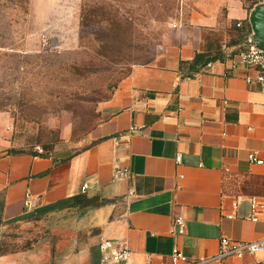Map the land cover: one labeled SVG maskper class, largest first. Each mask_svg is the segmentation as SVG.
Segmentation results:
<instances>
[{"label":"crops","instance_id":"1","mask_svg":"<svg viewBox=\"0 0 264 264\" xmlns=\"http://www.w3.org/2000/svg\"><path fill=\"white\" fill-rule=\"evenodd\" d=\"M184 2L153 61L134 64L103 103L92 143L69 153L10 152L1 134L0 228L98 196L111 204L91 207L100 238L126 241L138 264L168 262L173 248L207 258L222 236L263 237L264 214L257 221L248 215L249 199L264 198V164L248 154L264 159V91L247 79L251 68L230 64L251 39L250 11L264 2L190 0L183 9ZM122 169L128 174L113 179ZM98 256L96 243L79 251L76 264H98ZM16 258L1 255L0 264ZM202 264L261 262L244 256Z\"/></svg>","mask_w":264,"mask_h":264},{"label":"rangeland","instance_id":"2","mask_svg":"<svg viewBox=\"0 0 264 264\" xmlns=\"http://www.w3.org/2000/svg\"><path fill=\"white\" fill-rule=\"evenodd\" d=\"M182 2L0 0V136L7 150L69 153L92 143L103 103L134 64L153 61ZM87 203L77 199L1 227L0 256L76 264L79 251L100 239L97 211ZM111 203L114 213L121 209L119 200Z\"/></svg>","mask_w":264,"mask_h":264},{"label":"built area","instance_id":"3","mask_svg":"<svg viewBox=\"0 0 264 264\" xmlns=\"http://www.w3.org/2000/svg\"><path fill=\"white\" fill-rule=\"evenodd\" d=\"M264 2V0H261ZM239 65L251 68L254 71L253 78L248 77V80L253 79L257 82L264 91V50L257 47L251 39H248L240 50L235 54L231 60V67L237 68ZM248 159L252 163L264 164V159L259 158L256 152H250ZM176 164L180 163V156L175 157ZM128 174L126 169L118 170L113 179L119 180ZM181 176V175H180ZM84 184L83 189H85ZM232 207H237V201L232 202ZM264 214V198L258 199L251 197L249 199V215L248 217L252 221L259 220L258 215ZM228 218H232L233 214L227 215ZM174 222L180 226L183 224L181 217L175 218ZM98 250V264H138L133 261L132 253L128 247L126 241L101 237L97 241ZM244 256H253L259 258L261 264H264V235L259 240L255 241H242L233 240L228 237L222 236L219 239L218 250L212 256L207 258H201L193 260L185 256L179 249L173 248L170 255L169 261L160 260L158 262H146L144 264H202L209 261H222L228 258H243Z\"/></svg>","mask_w":264,"mask_h":264},{"label":"water","instance_id":"4","mask_svg":"<svg viewBox=\"0 0 264 264\" xmlns=\"http://www.w3.org/2000/svg\"><path fill=\"white\" fill-rule=\"evenodd\" d=\"M248 21L252 31L251 41L264 50V3L256 4L252 8Z\"/></svg>","mask_w":264,"mask_h":264},{"label":"trees","instance_id":"5","mask_svg":"<svg viewBox=\"0 0 264 264\" xmlns=\"http://www.w3.org/2000/svg\"><path fill=\"white\" fill-rule=\"evenodd\" d=\"M200 58L203 59L202 55L201 54H197L196 55V60H199ZM206 60H207V57L205 58L204 61H206ZM81 198L86 199L87 202H88L87 205L91 206V207H100V206H103V205L108 203L107 199L99 198L98 196H93V197H90V198H88L86 196H81V197L78 198V200L81 199Z\"/></svg>","mask_w":264,"mask_h":264}]
</instances>
